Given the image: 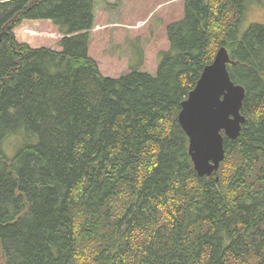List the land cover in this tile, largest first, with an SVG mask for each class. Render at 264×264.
I'll use <instances>...</instances> for the list:
<instances>
[{
    "label": "trees",
    "instance_id": "obj_1",
    "mask_svg": "<svg viewBox=\"0 0 264 264\" xmlns=\"http://www.w3.org/2000/svg\"><path fill=\"white\" fill-rule=\"evenodd\" d=\"M98 1L0 0V264H264V24L241 30L252 0H181L155 74L116 79L88 52ZM25 21L55 26L59 50L18 43ZM221 47L246 121L198 177L178 114Z\"/></svg>",
    "mask_w": 264,
    "mask_h": 264
},
{
    "label": "rangeland",
    "instance_id": "obj_2",
    "mask_svg": "<svg viewBox=\"0 0 264 264\" xmlns=\"http://www.w3.org/2000/svg\"><path fill=\"white\" fill-rule=\"evenodd\" d=\"M181 0H101L95 8V21L90 31L89 56L100 73L116 79L139 66L141 72L154 75L159 55L168 50L166 28L181 20ZM253 23L264 24V0H252L245 12L241 30ZM18 43L30 48L59 50L62 34L50 22H22L13 31ZM17 143L22 141L18 133ZM4 144V154L12 158L17 148Z\"/></svg>",
    "mask_w": 264,
    "mask_h": 264
},
{
    "label": "water",
    "instance_id": "obj_3",
    "mask_svg": "<svg viewBox=\"0 0 264 264\" xmlns=\"http://www.w3.org/2000/svg\"><path fill=\"white\" fill-rule=\"evenodd\" d=\"M232 64L227 49H218L181 103L178 123L188 139V154L198 177L218 171L225 157L224 137L237 139L246 121L241 113L245 89L231 81L227 67Z\"/></svg>",
    "mask_w": 264,
    "mask_h": 264
}]
</instances>
